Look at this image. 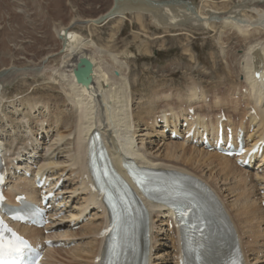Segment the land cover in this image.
<instances>
[{
    "label": "bare ground",
    "instance_id": "1",
    "mask_svg": "<svg viewBox=\"0 0 264 264\" xmlns=\"http://www.w3.org/2000/svg\"><path fill=\"white\" fill-rule=\"evenodd\" d=\"M173 1L174 3L170 5L163 4L164 7L161 9L162 14L147 13L151 15L152 22L158 27L181 30L186 28L190 30L202 29L206 31L207 29L215 30L216 27L220 25L222 30L217 42L221 44L223 53H227L224 46L227 39H223V33L225 32L229 33H226L229 35H226L229 37V40L233 38L235 39V44H239L240 47L245 46V48L239 49H243L239 64L242 68L240 73L244 76V80L240 81V84L238 83V85H243L241 89L243 90V88H246V91L241 92V90L240 97L234 95L239 99L232 100L230 102L231 104L227 105L229 99H227V96H230L231 88L230 90L228 89L230 92L227 90L228 93L221 89L223 86L220 85V83L219 85L221 88L217 86V89V87L214 86L216 88L212 91V102L209 101L210 104H208L206 100L208 98L207 93L209 92L210 94V91H206L208 86L205 88V86L199 82L198 85V80L196 81L192 78L193 80H187L189 83L186 92H175L174 90V93H171V87L166 88L164 84L159 83V89L155 90L154 88L147 106L144 105L146 110L143 111L142 109L141 111L138 108L141 112L137 113L135 111V108H137L135 106L137 105H135L133 85L129 75L130 67L128 63L123 61V58L117 53L112 52L109 54V57H107V54L109 53L108 48L103 45V47H101L94 38L85 37L73 29L74 26L92 28L102 25L98 24V17L114 8L115 0L111 8L96 17H74L69 24L61 26L60 29L56 28L54 31L56 36H54V38L57 37L59 39V49L57 51L54 50V48H49V50L47 52L45 51L46 53L41 56L39 64H35L36 61L34 60L35 62L32 65L9 64L0 69V143L4 148L10 174H13L8 179L9 187L7 189V194L10 200L14 201L15 197L21 193L26 194L30 199L37 200L40 198L39 188L37 189L34 180L37 175H45L47 177L46 181L48 180L51 183L52 180V188L57 192L56 198L53 199V201L55 200L54 202L57 201V203L54 204L51 213V216L55 219H53L52 223L46 227L47 229L61 231L64 228H68V226L72 229L71 223L68 225L65 223L66 221L64 222L67 217L64 214L67 211V208L70 207L69 202H74L75 198L78 196L80 197L81 194H84L82 197L84 200L81 204L83 211L77 214L75 212L76 207L74 206L71 208V222L74 221L75 225L80 223L79 221L81 219L92 216V210H96L94 216L100 212L99 224L94 226L93 223H88L89 225L83 224L84 226L80 227L81 231L79 234H81L83 238H93L83 240L81 246L75 245L76 247L71 252L72 255L70 258L73 261H76V263L97 264L96 259L104 253V239L100 237V233L101 230L108 225L109 217L103 200L98 197L97 192L92 191L90 185L91 173L87 157L89 139L93 132L98 130L104 137L109 153L113 157L116 165H119V163L126 160V158L129 159L131 157L150 168L175 169L190 173L211 185L223 201L235 223L247 264H264V192L263 195H261V191H264V150L261 155L257 154L256 156H252L248 165L240 166L237 164V159L233 157L225 156L215 150H207L199 143L194 144V138H200V135L205 130H208L210 135H217V124L220 120L219 114L224 108L227 109L226 115L228 117L225 124L231 125L235 129L242 128L247 133L248 145L254 146L256 143L264 141V0H221L222 2H219V4H217L215 0V4L213 5L209 4L208 0H200L199 3L198 0ZM26 2L24 4L27 5ZM20 3L18 1V4ZM13 5L15 6V4ZM28 5L24 8L27 9V7H29ZM117 8L115 15H112L108 20H115L116 26L118 27V25L126 18V12L128 9L127 6L124 8L118 6ZM135 11H137L136 13H146L141 10ZM27 14H29V12ZM114 33L115 32L112 31L109 37L110 39L114 38ZM43 35L45 34L43 33ZM233 39L232 41H234ZM18 45L19 47L21 46L20 44ZM59 55L61 56V59L58 66L53 67V64L50 65L54 58ZM128 55L129 52L124 58L125 60L130 57V55ZM23 57L24 56H22V58ZM83 58L90 60L93 65L91 79L85 83L79 82L74 73L78 62H81ZM235 58L237 60V57ZM111 60H113V62H109ZM257 71L260 73L259 78L254 76ZM46 72L49 73L47 74ZM235 72L238 73L235 70L234 73L231 74L236 75ZM30 74L36 78H42L47 74V83H50L51 85L55 84V86L57 85L66 95L68 100V103L66 102L68 106L67 110H72L71 112L74 111L76 114V121H74L76 124L73 123V125H76V135L72 137V140H68L70 142L73 141V145H71L75 147L72 150L73 153L69 150L70 154H65L66 144L63 140L67 137L64 136L65 133L60 134L63 131L61 132L60 129H57V132L60 130V133L56 132L57 135H49V130L52 132L54 131L52 126L54 122L53 124L50 123L48 125L51 118L47 122L44 119L43 115L47 113L48 109L46 103L39 104V101L35 103L36 100H28L30 97L27 99L29 106L31 107L30 110H32L31 115H33L34 123L38 122L43 132H47L48 136H50V144L48 146L41 147L36 139L38 136L33 135V130L30 126L31 122H29L31 119L29 120V118H27L30 113L28 114L24 111V115H20L19 112L15 110L18 115L16 122L8 123L10 122L8 116L12 113L13 109L10 110V108L6 107L8 101L4 100V89L10 88L11 84L20 77H25ZM228 75L230 76L229 72ZM172 80L173 79H171V81ZM221 80L223 79H220V82H222ZM232 81L233 83L230 84L233 85V87H236L235 83L237 80L234 81L233 79ZM226 84L227 83H225L224 86ZM155 85L157 86V83H155ZM211 86L210 88H212ZM232 92H234V90ZM23 96L26 95H22V99H24ZM9 98H11V96ZM22 99L20 100V104L24 105L27 100L25 101ZM162 104H165L164 108L161 107ZM243 104L245 107H242ZM246 106H248V110L245 109ZM190 108H193L195 111V113L191 115V119H189ZM216 109H219L220 113H216V117H212ZM39 114L43 116L45 121L40 118L38 119L40 121L34 119L40 117L38 116ZM53 114L51 116L55 118L56 116ZM62 114L63 113H61V116ZM68 114L70 113L68 112ZM233 115L239 116V123L238 120L235 121L236 117L233 118ZM14 117L12 119H14ZM159 118L162 120L161 123ZM62 119L63 118L59 120ZM182 119L183 121L187 120L188 122V125L185 126L183 130L179 127L182 125ZM162 122L165 124L162 125ZM24 123H26L28 127L25 130L22 129ZM44 123H46V126ZM174 125L177 127L171 128L174 127ZM167 127L175 130L181 138L174 139L171 137V133H165L164 128ZM8 128H10V130H8ZM194 128L195 135L193 139L185 138L187 131H191ZM22 131L30 133L27 134L29 138L24 144L21 142L22 140H20V142L17 141L18 143L15 145L14 142H16L17 135L19 134L21 137L20 134ZM4 132L7 134H4ZM151 134H157V139H151ZM71 135L73 134L71 133L69 137H71ZM162 136L166 137L167 140L162 139ZM13 144L14 149L12 148ZM67 145L69 146V144ZM59 157H65V160L61 159L59 161ZM253 158H258L254 165H252ZM184 163L188 165L191 164V166L195 165L196 168L199 169L201 167L209 168V173L207 172L208 176L204 174L206 171L203 170L204 168L201 169L202 172L200 170V173H198L197 171H199V169H192ZM35 164H38L36 167L37 169H35ZM62 165H64V167H62ZM26 172H30L31 176L27 177ZM79 172L82 174L79 175ZM209 178H213L212 182H210ZM61 179H64V182H68V184L63 182L59 185V180ZM69 192L71 194L66 196V193ZM152 212L149 264H161L163 262H166V264H181L180 260L183 255L180 236L172 225L175 223V219H172V222L170 221L171 217L174 216V212L170 213L166 204L160 203L152 205ZM61 214L63 220L58 218ZM158 221L161 222L160 225L158 224ZM171 225L173 228H170ZM19 229L24 235L36 243H43L45 238L58 239L59 241L63 240L61 238L64 236V234H59L57 232L44 236V228L39 229L26 225H19ZM73 235L74 233L72 236ZM164 235L166 238L161 237ZM68 236L70 237V234H68ZM78 239H80V237ZM165 242H168V245H166L167 243L165 244ZM64 244L66 245L67 241ZM56 254H58L56 253V249L54 247L50 248L46 251V259L51 260V264H55L54 260ZM87 259L89 262L86 261Z\"/></svg>",
    "mask_w": 264,
    "mask_h": 264
},
{
    "label": "rangeland",
    "instance_id": "2",
    "mask_svg": "<svg viewBox=\"0 0 264 264\" xmlns=\"http://www.w3.org/2000/svg\"><path fill=\"white\" fill-rule=\"evenodd\" d=\"M18 1H19V3L21 1V3L18 4ZM208 1H209V4H212V5L215 4V0H211V1L208 0ZM25 2H26V0H23V1L22 0H17V1H15V0H0V69L4 68L5 66H7L9 64H21V65L22 64H25V65L31 64L32 65V64H34L35 61L38 62V63L35 62V64H39L40 63L39 60H41V56L44 55V53H46L49 50V48L50 49L54 48V50H57V51L59 49V39L57 37L54 38V36H56L54 34L55 33L54 31L56 30V28L60 29L61 26L69 24L70 21L74 17L75 18H82V17L89 18V16H90V18L96 17V16L100 15L101 13L107 11L109 8H111L114 0H32V2H31V0H27L26 3H27V5L29 4L28 5L29 7H27V9L24 8L27 6L26 4H24ZM199 2H200V0H198V3ZM219 2L221 3L222 1L216 0L217 4H219ZM206 3H208V2H206ZM13 4H15V6H17V7H15ZM22 5H23V7H22ZM21 9L24 11H22ZM27 10H28L29 14H27L28 13ZM135 13L136 12L126 14V18L122 21V23H120L118 25V27L116 26L115 20L110 19V20H108V22L106 24H102V25L97 26V27L83 28L81 26H74L73 29L78 31L79 33H81L85 37L94 38L101 47L104 46V47L108 48L109 53L107 54V57H109V54L112 52L117 53L118 55H120L123 58L122 59L123 61L128 63V65L130 67L129 75H130L132 85H133V95L135 97V105H137V106H135V107H137V108H135L136 109L135 111L137 113L141 112L142 109H143V111L146 110L145 106H147L148 101L151 99V93L153 92L154 88H155V90L159 89V85H158L159 83L164 84L166 86V88L171 87L173 91L170 90V92L174 93V90H175V92L176 91L186 92L188 90V83H189L190 79L193 78L196 81L198 80L197 81L198 85L200 83V84H203V86H205V88L207 86L209 87V89H208V87L206 88L207 92L210 91V94H209V92L207 93L208 98L206 99L208 104H210V102H212V100H211L213 98L212 91H214V88H216L217 86L221 88L220 85H222L223 87L221 89H223L224 92H228L230 90V88L232 89V90H230L231 91V93H230L231 97L229 95L227 96V99L229 98L227 105L231 104L230 102L232 100L239 99L236 97H240L241 92L246 91L245 90L246 88H243V90L241 89L243 85H238V83L240 81L244 80V76L240 73L242 68H241V65L239 64L243 49H241V50H239V49L245 48V46L240 47L239 44H235L234 43L235 39H233V38L232 39L234 41H232V39L229 40V37H228L229 33L225 32V33H223V39H227L225 41L224 46H225L226 52L228 54L225 52L223 53L222 48H221L222 47L221 44L217 42L218 38H219V34L221 33V30H222L220 25H218L216 27V29H215L216 31L215 30H209V29H207L206 31L202 30V29L190 30L187 28L182 29V30L181 29H174V28L173 29L172 28L171 29H164V28L158 27L156 24H154V22H152L150 14H147V13H136L135 14ZM26 21H28V22H26ZM30 22H32V23H30ZM36 22H38V23H36ZM54 26H56V27H54ZM112 31L115 32L114 33L115 36H113L114 38L110 39L109 37H110ZM43 33L45 35L46 34L47 35L45 36V35H43ZM226 33H228V34H226ZM41 35H43V36H41ZM226 35H228V36H226ZM50 36H51V38H50ZM45 37H47V38H45ZM56 39L58 42L56 41ZM47 40L48 41L50 40V41L48 42ZM29 41H31V42H29ZM18 44H20L21 46L19 47ZM46 44H48V45H46ZM54 44H56V45H54ZM27 45H28V47H27ZM24 48H25V50H24ZM26 48H27V50H26ZM46 48H48V49H46ZM110 48H112V49H110ZM20 49H22V50H20ZM23 51H25V52H23ZM130 51L133 53H131ZM20 52H21V54H20ZM22 52H23V54H22ZM126 52H127V54L129 52L130 57H128L125 60L124 58L127 55ZM233 52H234V55H233ZM22 56H24V57L22 58ZM222 56H223V58H222ZM235 57H237V60ZM206 58H207V60H206ZM60 59H61L60 55L55 57L54 60L50 63V65L53 64V67L58 66ZM25 60H27V61H25ZM109 62H113V60H111ZM227 64H228V66H227ZM217 69H218V71H217ZM235 70L238 73L235 72L236 75H232ZM228 72L230 73L231 77L228 75ZM218 73H220L222 75V77ZM47 74L42 78L41 77L36 78L32 74L27 75L25 77H20L18 80L14 81L13 84H11L10 88L4 89V91H5L4 92V95H5L4 100L8 101L7 102L8 104L5 102L6 107L10 108V110L13 109L12 113L9 114L10 117L8 116V119L10 121L8 123L10 124L12 122L13 123L16 122L18 115H17L15 110H17L20 115H24L25 112H27L28 114L30 113V115H28L27 118H29V120L30 119L32 120V121L31 120L29 121V122H31L30 126L32 127L33 135L37 136V134H38L37 132L39 130H42V129L40 128V125L38 122L34 123L35 121L33 120V115H31L32 110H30L31 107L29 106L28 100H32V99H33L32 101L36 100L35 103L39 101V104L46 103V106L48 107V109H47V113L43 115L44 119L46 120V122L50 118L52 119V120L51 119L49 120L48 125L50 123L53 124V122H54V124L52 125L54 131L52 132L51 130H49L51 132V133L49 132V135H51V134L57 135V133H60L59 132L60 130H61V132L63 131L60 134L65 133L66 135L64 134V136L67 137V138H65V140H63L66 144L65 145V150H66L65 154H70V151H71V153H73L72 150H73V148H75V147L71 146V145H73V141L70 142L68 140H72V137H74L76 135V131H75L76 130V128H75L76 122H74V121H76V114L74 111H73L74 113L71 112L72 110H67L68 100H67L66 95L60 90V88L57 85L55 86V84L51 85L50 83H47V78H48ZM235 77H236V79H235ZM240 77H242V78H240ZM171 79H173L172 80L173 82L171 81ZM220 79H223L224 81L221 80L222 82H220ZM233 79H234V81L237 80L236 81L237 84L234 82L236 87H237V90H236L235 86L233 87V85H231L233 83V81H232ZM43 80H44V82H43ZM187 80H189V81H187ZM155 83H157V86L155 85ZM219 83H220V85H219ZM225 83H227L228 85L226 84L224 86ZM36 84H38V85H36ZM134 85H135V87H134ZM177 85H179V86H177ZM184 86H186V87H184ZM210 86L213 89L210 88ZM214 86H216V87H214ZM174 87H176V88H174ZM218 87H217V89H218ZM224 87L226 90L224 89ZM179 89H181V90H179ZM210 89H212V90H210ZM233 90H234V92H232ZM234 93H236V94H234ZM24 94L26 96H23L24 99H22V95H24ZM232 95L233 96L236 95V97L235 96L233 97ZM10 96H11V98H9ZM61 96H63V97H61ZM28 97H30V99H28ZM46 97H48V98H46ZM20 98L22 100H25V101L27 99L28 100L26 101V103L24 105H21L20 104V100H21ZM8 99H11V100H8ZM22 106H23V108H22ZM243 106L245 107L244 104L242 105V107ZM161 107L164 108L165 104L164 105L162 104ZM247 107L248 106H246V108H245L246 110L248 109ZM54 110H55V112H54ZM224 110L227 111L226 108H224ZM68 112L71 114V116H70V114H68ZM214 112H213L214 115H212V117H214L215 114L219 112V109H216V111H214ZM50 113H52V114L55 113L53 115L56 117L54 118L53 116H51L52 114H50ZM61 113H63L62 116H61ZM47 114H49V115H47ZM38 116H40V117L34 118L36 121H40V120H38L39 118L41 120L45 121L41 114H39ZM68 116H70V117H68ZM13 117H14V119H12ZM57 117H61L63 119L59 120L61 118H57ZM234 117H236L235 121L239 120L238 116L233 115V118ZM159 120L161 123V121H162L161 118H159ZM58 122H60V123H58ZM63 122H66L67 125H66V123H63ZM6 123H7V121H6ZM73 123H75V124L73 125ZM44 124L46 126V123H44ZM69 124H70V126H69ZM162 125H164L163 122H162ZM60 126L61 127L66 126V127H62L63 128L62 129ZM141 126H143V125H141ZM179 127L181 129L182 125ZM26 128H28L27 124L24 123V126H22V129L25 130ZM156 128H158V127H156ZM156 128H155V130H156ZM57 129H60V130L57 132ZM66 129H68V130H66ZM8 130H10V128H8ZM22 132H23V134H22ZM22 132L20 134L22 138L19 136V134L17 135L18 137L16 139V142H14L15 145H16V143L20 142V140H22L21 142L23 144L25 143V141L28 140L29 136L27 134H30V133H27L25 131H22ZM5 133L6 132H4V134ZM71 133L73 135H71V137H69ZM43 134H44V137H46V135L48 133L43 132ZM152 134H154V133H152ZM152 134H151V139H157L156 136H158V135L157 134L152 135ZM44 137H43L42 141L45 140ZM47 137H48V135H47ZM161 138L164 140H167L166 137L162 136ZM62 139H64V138H62ZM66 139H67L68 143H67ZM41 143L42 142L39 141V144L42 146ZM14 144L12 147L13 149H14ZM67 144H69V146ZM19 146H20V144H19ZM27 146H29V145H27ZM27 146H25V147H27ZM70 147H72V148H70ZM67 149H68V151H67ZM61 159L65 160V157H59L58 160L60 161ZM184 164L186 166L191 167L192 169H196V170L199 169V168H196L195 165H194L195 166L194 167V166H191V164H189V165L186 163H184ZM62 167H64V165H62ZM202 168H204V167H201L199 169V171H197V172H200V170ZM205 168L203 169L204 171L206 170L204 172V174H206L208 176L209 168H206V169ZM201 172H202V170H201ZM78 174L81 175L82 173L79 172ZM211 180H213V178H210V182H211ZM66 184H68V182ZM70 194H71L70 192L66 193V196L70 195ZM262 194H263V192L261 193V195ZM83 196H84V194H81L80 197L78 196L77 198H75L74 202L72 201L69 203L70 205L72 204L73 207L75 206L77 208V210H79L80 212L82 210L81 204L83 203V200H84V198H82ZM76 204H77V206H76ZM95 211L96 210H92V212H95ZM99 213L100 212H98V214H96V216H94V213H92L93 216L95 218H97L96 220L93 216L92 217L88 216L87 219H85L83 222L78 224V227L79 226L81 227L83 224L85 225L88 223L89 224L93 223V225H95V223H97V220L100 219ZM67 215H69V214H67ZM93 219H94V221H93ZM158 224L160 225L161 222L158 221ZM78 227L72 228V230H73V231L71 230L72 232L70 230H69V232H65V231H67L66 228L61 230V231L65 232L64 234L66 235V237L68 236V234H70V237H73V239L76 242L65 245L63 247L57 248L58 254H56V260H57L58 264H63V263L64 264H79V263H76V261L71 260V258H70L72 255V253L70 252V248L75 247V245L76 246L79 245L77 242L79 240H77V239H78V237H80V235H79L80 228H78ZM71 233L72 234L74 233V235L72 236ZM75 233H76V235H75ZM161 237L166 238L165 235L161 236ZM87 239H89V238H87ZM165 244L168 245V242H165ZM58 251H60V252H58ZM59 255L63 258H61ZM65 256H67V257H65ZM86 261L89 262L88 259ZM86 261H84V262H86ZM48 262H50V261H48ZM161 264H166V262H163Z\"/></svg>",
    "mask_w": 264,
    "mask_h": 264
},
{
    "label": "snow or ice",
    "instance_id": "3",
    "mask_svg": "<svg viewBox=\"0 0 264 264\" xmlns=\"http://www.w3.org/2000/svg\"><path fill=\"white\" fill-rule=\"evenodd\" d=\"M137 182L143 184V180L137 178ZM176 195H179L177 192ZM11 234L9 237L7 234ZM23 243L16 233L12 232L11 229L7 228L3 220L0 219V264H19L17 257L23 255L21 244ZM5 256L11 257L6 260ZM28 264H34V261H29ZM231 264H238V261L233 260Z\"/></svg>",
    "mask_w": 264,
    "mask_h": 264
},
{
    "label": "water",
    "instance_id": "4",
    "mask_svg": "<svg viewBox=\"0 0 264 264\" xmlns=\"http://www.w3.org/2000/svg\"><path fill=\"white\" fill-rule=\"evenodd\" d=\"M116 3H115V6L114 8H112L108 13L100 16L98 19H97V22L98 23H104L106 22L112 15H115L116 11H117V7L119 6V2H124L126 0H115ZM139 2L145 4V5H149V6H153L156 10H154L153 12L154 13H158L159 14H162V11L161 9L164 7L163 4H167V5H170V4H173L174 1L173 0H154V1H149L147 3V1L143 2L142 0H139ZM137 6H141L142 4H136ZM133 10L135 9H141V8H132ZM92 62H90V60L86 59V58H83V60H81V62H78V65H77V68L76 70L74 71L77 79L79 82L81 83H85L87 82L88 80L91 79V72H92Z\"/></svg>",
    "mask_w": 264,
    "mask_h": 264
}]
</instances>
